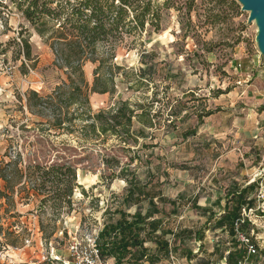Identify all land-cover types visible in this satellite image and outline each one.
<instances>
[{
    "label": "rangeland",
    "instance_id": "1",
    "mask_svg": "<svg viewBox=\"0 0 264 264\" xmlns=\"http://www.w3.org/2000/svg\"><path fill=\"white\" fill-rule=\"evenodd\" d=\"M59 1L65 5L55 0L52 7L59 8ZM153 1L160 5L159 26L148 21L144 29L126 34L113 60L108 59L112 42L100 43L93 55L104 64L86 61L83 67L89 87L96 70L115 89L90 94L93 113L130 100L152 115L154 126L128 150L115 137L87 140L78 118L83 107L72 106L76 118L57 128L53 107L35 105L32 90L47 98L75 86L70 71L56 62L58 43L52 35L58 21L46 18L44 26H35L18 7L26 8L27 0H0V167L17 160L24 168L69 161L82 185L74 189L70 207L55 211L52 202L41 203L47 192L34 195L32 188L20 186L11 192L0 177V190L12 195L10 200L0 197V264H49L52 253L68 257L76 233L82 237L118 219L117 208L134 213L139 207L146 213V199L123 203L129 184L118 175L128 163L129 179L135 174L147 183L146 190L163 197L154 200L160 211L154 218H162L176 249L174 257L157 264H197L200 259L224 264L221 252L227 254L240 238L214 224L233 205L230 194L251 183L255 187L248 196L254 203L245 205L242 214L252 221L251 236L259 249L250 260L264 263V120L257 114L264 113V54L257 20L250 21V12L236 0H172L171 7L165 0ZM212 13L217 20L209 18ZM24 38L31 43V59L25 56ZM143 54L151 67L147 75L139 72L146 67ZM73 79L80 84L76 75ZM140 126L134 124L136 130ZM191 130L195 134L185 137ZM18 179L12 178V184ZM26 181L31 187L43 180L32 176ZM147 245L155 252L153 242Z\"/></svg>",
    "mask_w": 264,
    "mask_h": 264
},
{
    "label": "trees",
    "instance_id": "2",
    "mask_svg": "<svg viewBox=\"0 0 264 264\" xmlns=\"http://www.w3.org/2000/svg\"><path fill=\"white\" fill-rule=\"evenodd\" d=\"M27 1L29 4L26 8H23L21 4H18V7L33 25L39 26L41 24L44 26L46 18L58 21V28L54 30L52 35L58 43V48L55 49L56 62L70 71L69 80L75 85L68 93L56 91L47 98L32 90L31 95L38 99L35 105L43 108L53 107L52 112L55 115L52 120L57 128H64L65 122H72L76 118L74 117L76 113L69 111L72 106L83 107L78 118L83 122L81 128L87 140L115 137L121 144L127 146L124 149L130 150L131 147L129 146L137 143L139 137L146 134V128L154 126L152 115L143 104L132 103L130 100H119L109 109H102L93 113L90 94L115 93V89L107 85L109 79L105 82L102 81L101 75H98L96 70L94 83L92 87H89L83 67L86 61L93 63L98 61L100 62L99 66L104 64V59H96L93 55L100 43L112 42L108 59L113 60L116 57V44L126 34L137 29H144L148 21L159 26L160 5L153 0H74V2L65 0L66 6H62L59 1L58 4L61 6L55 8L52 7L55 0ZM171 2L172 0H165L164 5L171 7ZM182 8L181 5L177 6L178 10ZM209 18L213 21L217 20L214 13ZM37 29L40 33L43 32L40 27ZM23 43L25 56L27 59H31V43L25 38ZM144 54L142 57L146 67H141L139 72L142 75H147L151 67L145 61L146 55ZM73 75L78 77L80 84L74 83ZM110 80L112 82V79ZM29 106L32 109L34 105L29 101ZM179 114V111L176 112V115ZM136 122L141 125L137 130L134 128ZM194 134L195 131L191 130L184 133V136L189 137ZM19 163L20 161L17 160L7 163L5 168L0 167V177L5 181L7 190L14 192V188L20 186V188L25 189L32 188L34 195L47 192L49 195L43 197L41 203L52 202L51 207H54L55 211L61 210L65 205L71 206L74 189L82 187L76 183L77 168L75 165L65 161L64 163H52L49 166H41L38 163L30 164L24 168ZM107 163L110 164V160L107 159ZM129 165L128 163L122 167L118 175L124 176L123 178L129 184L123 203L126 206H132L146 199L149 203L147 212L144 213L139 207L134 213H128L126 209L117 208L115 213L120 215L119 218L104 224L99 232L98 245L102 256L113 258L115 264H144L146 262L147 264H157L162 258H169L176 249L167 238L171 231L163 227L162 218H154V215L160 212L154 200L155 198L162 200L163 197L146 190L147 183L139 181L135 174L129 179L128 174H126L131 170ZM32 176H39L43 181L28 187L26 180ZM15 177L19 179L12 184V178ZM24 178L25 180H23ZM48 182L51 187L47 186ZM254 187L255 184L251 183L239 190L238 193L232 192L230 194V203L233 205L215 221L214 226L216 228L229 227L231 234L236 236V222L241 220L242 209L245 205L249 206L254 203L253 199L248 196ZM0 197L10 200L12 195L0 190ZM170 202L176 210V203ZM202 210L206 212V209ZM208 212L213 218L215 217L213 211L208 210ZM251 227L252 221L246 218L244 222L239 224L238 230L250 236ZM201 233L202 231L197 232L199 236ZM176 235L177 233H174V236ZM148 242H153L156 245L155 252L150 251ZM188 254L193 255L190 251ZM246 256V247L237 241L234 242V247L228 249L227 254L225 251L220 254L221 260H226L225 264H237ZM197 264L213 263L207 259H200Z\"/></svg>",
    "mask_w": 264,
    "mask_h": 264
},
{
    "label": "built area",
    "instance_id": "3",
    "mask_svg": "<svg viewBox=\"0 0 264 264\" xmlns=\"http://www.w3.org/2000/svg\"><path fill=\"white\" fill-rule=\"evenodd\" d=\"M245 216L246 215L242 214L241 220L236 222V237H239L240 242L246 247L247 256L237 264H264L261 261L250 260L251 256H256L258 254V246L251 235L249 236L245 232L238 230L239 224L248 218ZM99 232L100 231L86 232L82 237H79L77 235L78 233H76L69 241L68 257L63 258L52 253L46 258L47 262L49 264H113L110 262L109 258H105L101 254L98 245ZM171 257H174L173 253H171ZM13 264H16V262Z\"/></svg>",
    "mask_w": 264,
    "mask_h": 264
},
{
    "label": "water",
    "instance_id": "4",
    "mask_svg": "<svg viewBox=\"0 0 264 264\" xmlns=\"http://www.w3.org/2000/svg\"><path fill=\"white\" fill-rule=\"evenodd\" d=\"M242 4V9L250 12L249 20H257L259 32L258 45L264 54V0H236Z\"/></svg>",
    "mask_w": 264,
    "mask_h": 264
},
{
    "label": "crops",
    "instance_id": "5",
    "mask_svg": "<svg viewBox=\"0 0 264 264\" xmlns=\"http://www.w3.org/2000/svg\"><path fill=\"white\" fill-rule=\"evenodd\" d=\"M257 114L260 116V119H261V120H264V113H263V115L260 114V113H257ZM223 261H224V264H225V263H226V262H225L226 260L224 259Z\"/></svg>",
    "mask_w": 264,
    "mask_h": 264
}]
</instances>
